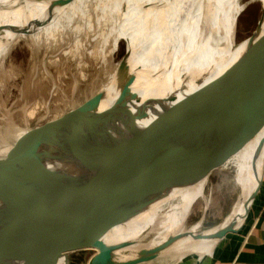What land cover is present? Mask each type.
I'll return each instance as SVG.
<instances>
[{
    "label": "water",
    "instance_id": "water-1",
    "mask_svg": "<svg viewBox=\"0 0 264 264\" xmlns=\"http://www.w3.org/2000/svg\"><path fill=\"white\" fill-rule=\"evenodd\" d=\"M258 1L254 31L204 85L165 101L142 99L132 89L131 51L123 40L115 91H101L10 140L0 156V264H68L71 255L88 249L96 251L89 264H141L181 237L170 235L154 249L142 247L130 261L119 260L105 241L111 230L169 191L202 182L207 187L264 130V4ZM262 147L264 139L257 152ZM90 173L101 177L88 206L91 214L45 232L41 225L57 192L70 188L65 183L70 178ZM263 174L264 165L251 204ZM239 228L222 230L218 240Z\"/></svg>",
    "mask_w": 264,
    "mask_h": 264
},
{
    "label": "bare ground",
    "instance_id": "bare-ground-1",
    "mask_svg": "<svg viewBox=\"0 0 264 264\" xmlns=\"http://www.w3.org/2000/svg\"><path fill=\"white\" fill-rule=\"evenodd\" d=\"M64 1L0 0V71L10 50L18 42L32 37L39 42L44 40L48 45L57 44L62 41L61 34L66 30L78 34L91 29L93 14L100 13L96 17L98 21L111 22V31L104 35V41L113 33L115 46L120 40L128 43L130 72L135 76L133 91L144 100L165 101L169 95L181 97L209 82L246 43V39L235 42L236 20L242 9L238 0ZM79 42L74 41L75 46H79ZM118 85L117 70L103 91L113 92ZM13 128L10 125L0 135V156H5L10 149ZM262 139L264 130L231 158L224 169L233 172L239 196L220 224L204 231L199 229L200 222L187 227L188 216L196 201L203 197L206 182L182 192L171 190L163 200L106 235L105 241L113 248L114 255L124 261L136 259L142 247L148 250L157 248L175 234L181 237L169 244L162 255H171L170 259L177 261L191 254L211 253L222 230L239 228L245 223L252 194L262 176L264 147L257 152ZM100 179V176L90 173L67 180L65 183L70 188L57 192L49 213L43 219L42 229L50 232L51 228L66 227L91 214L88 206L93 204ZM146 232L154 233L147 246L144 245ZM58 264H64V261Z\"/></svg>",
    "mask_w": 264,
    "mask_h": 264
},
{
    "label": "rangeland",
    "instance_id": "rangeland-1",
    "mask_svg": "<svg viewBox=\"0 0 264 264\" xmlns=\"http://www.w3.org/2000/svg\"><path fill=\"white\" fill-rule=\"evenodd\" d=\"M238 1L242 9L236 20L237 43L251 35L260 17L258 0ZM99 15L93 14L91 29L78 34H72L69 30L62 32V41L57 44L48 45L44 40L39 42L27 37L10 50L0 71V135L13 125L14 134L10 138L13 141L21 130L66 113L103 91L111 82L124 56L125 40H120L115 46V35L110 33L104 41V35L111 31V22L105 24L104 20L98 21ZM74 41H80V45L75 46ZM203 192V197L194 204L186 224L191 228L200 222L199 229L204 231L220 224L227 217L238 199L239 189L233 172L228 170L215 174L207 187L205 183ZM151 239L145 238L144 245L147 246ZM95 252L88 249L73 254L68 264H89ZM170 258L171 255L164 254L141 264H171L176 261Z\"/></svg>",
    "mask_w": 264,
    "mask_h": 264
},
{
    "label": "crops",
    "instance_id": "crops-1",
    "mask_svg": "<svg viewBox=\"0 0 264 264\" xmlns=\"http://www.w3.org/2000/svg\"><path fill=\"white\" fill-rule=\"evenodd\" d=\"M171 264H264V174L250 213L237 232L219 240L211 253L187 255Z\"/></svg>",
    "mask_w": 264,
    "mask_h": 264
}]
</instances>
